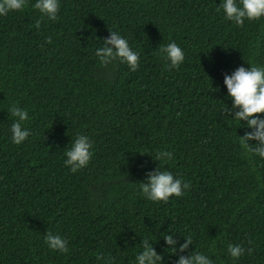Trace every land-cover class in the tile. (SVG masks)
<instances>
[{"label": "trees", "instance_id": "obj_1", "mask_svg": "<svg viewBox=\"0 0 264 264\" xmlns=\"http://www.w3.org/2000/svg\"><path fill=\"white\" fill-rule=\"evenodd\" d=\"M34 2L0 16V264H134L145 239L163 264L192 251L264 264V158L245 154L238 136L252 129L222 109L224 76L264 66V17L236 25L220 0H59L51 20ZM111 31L138 52L135 71L94 55ZM169 41L185 53L174 68L159 53ZM12 104L29 117L18 145ZM77 134L93 155L72 172L64 151ZM163 150L170 160H157ZM157 167L188 182L183 195L146 199L139 185ZM49 231L66 252L47 246Z\"/></svg>", "mask_w": 264, "mask_h": 264}, {"label": "clouds", "instance_id": "obj_2", "mask_svg": "<svg viewBox=\"0 0 264 264\" xmlns=\"http://www.w3.org/2000/svg\"><path fill=\"white\" fill-rule=\"evenodd\" d=\"M27 5V0H0V16L6 15L11 10H21ZM34 9L46 15L49 19L57 18L59 0H35L32 4ZM223 10L224 18L234 22L236 25H242L244 19H257L264 17V0H220L218 10ZM39 27V20L36 22ZM161 56L166 59L169 67L179 66L185 59L184 50L175 42L169 41L161 45L159 49ZM94 55L101 64L108 63L109 60L119 58L121 62L127 63L130 70L135 71L138 67L139 54L133 50L128 40L118 31H111L101 46L95 48ZM223 83L227 88V97L231 99V108L224 104L222 109L231 111L236 109L231 115V119L239 124L243 121V127L252 129L243 136H238L240 146L245 150V154L251 152L264 158V116H254V113H264V66L256 64H247L238 66L230 75L226 74ZM10 114L16 119L10 125L11 142L20 144L28 135L30 130L22 126V122L27 120L28 112L26 109L12 104L9 106ZM228 117V116H227ZM250 140H255V146L249 144ZM92 141L85 134H77L70 147L64 151L63 163L69 166L72 172L87 166L92 157ZM156 158L159 161H167L172 158L170 151H158ZM140 192L151 201H167L170 195H183L182 189L188 188V182L182 181L180 177H174L173 173L166 168H158L149 172L146 182L139 185ZM165 246L171 253L177 251L176 241L170 233L162 235ZM45 243L50 249L66 252L67 240L60 234H53L51 231L44 236ZM192 243V237H186L185 242L179 245V250ZM228 254L239 258L244 254L245 249L240 244L229 243L227 245ZM250 252L251 249H248ZM162 254L158 253L150 243L145 239L142 243V250L135 255L134 264H163ZM175 264H214L213 259L208 255L192 251L188 256L180 255Z\"/></svg>", "mask_w": 264, "mask_h": 264}]
</instances>
